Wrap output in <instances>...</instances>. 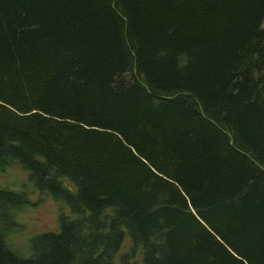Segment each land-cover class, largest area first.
I'll return each mask as SVG.
<instances>
[{
  "label": "trees",
  "instance_id": "16d2710c",
  "mask_svg": "<svg viewBox=\"0 0 264 264\" xmlns=\"http://www.w3.org/2000/svg\"><path fill=\"white\" fill-rule=\"evenodd\" d=\"M15 163L72 214L0 264H264V0H0Z\"/></svg>",
  "mask_w": 264,
  "mask_h": 264
},
{
  "label": "rangeland",
  "instance_id": "374dc122",
  "mask_svg": "<svg viewBox=\"0 0 264 264\" xmlns=\"http://www.w3.org/2000/svg\"><path fill=\"white\" fill-rule=\"evenodd\" d=\"M28 176L29 172L18 163L10 165L0 172V187L27 188L32 200V204L26 210L18 213L17 218L20 225L8 236V242L25 254L29 252L30 238L35 233L57 229L61 211L72 214L66 201L56 199L50 192L36 188L29 181ZM130 244L131 240L128 236L122 251ZM140 257L141 255L138 254V260Z\"/></svg>",
  "mask_w": 264,
  "mask_h": 264
},
{
  "label": "water",
  "instance_id": "95a60500",
  "mask_svg": "<svg viewBox=\"0 0 264 264\" xmlns=\"http://www.w3.org/2000/svg\"><path fill=\"white\" fill-rule=\"evenodd\" d=\"M70 187H73L72 185Z\"/></svg>",
  "mask_w": 264,
  "mask_h": 264
}]
</instances>
